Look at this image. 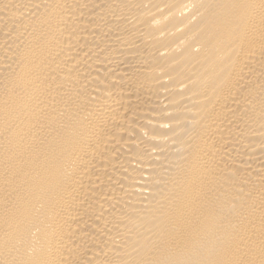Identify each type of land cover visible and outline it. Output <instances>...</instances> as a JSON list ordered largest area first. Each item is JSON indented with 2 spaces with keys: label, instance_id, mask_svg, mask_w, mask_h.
Returning <instances> with one entry per match:
<instances>
[{
  "label": "bare ground",
  "instance_id": "6f19581e",
  "mask_svg": "<svg viewBox=\"0 0 264 264\" xmlns=\"http://www.w3.org/2000/svg\"><path fill=\"white\" fill-rule=\"evenodd\" d=\"M0 264H264V0H0Z\"/></svg>",
  "mask_w": 264,
  "mask_h": 264
}]
</instances>
